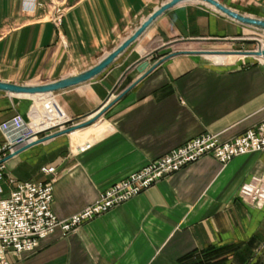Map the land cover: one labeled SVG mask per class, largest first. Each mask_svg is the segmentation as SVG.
<instances>
[{"label":"crops","instance_id":"0c3cea01","mask_svg":"<svg viewBox=\"0 0 264 264\" xmlns=\"http://www.w3.org/2000/svg\"><path fill=\"white\" fill-rule=\"evenodd\" d=\"M166 1L62 0L67 11L59 29L35 0H0V80L43 84L84 71ZM219 1L249 15L264 9V0ZM261 33L204 2H184L101 75L54 96L68 119L83 121L135 82L143 66L151 68L179 46L243 48ZM228 56L172 57L94 123L7 160V176L53 180V212L67 219L190 139L243 135L264 121V62ZM42 96L0 91V145L1 125L17 115L28 118ZM50 106L51 117L64 120ZM51 166L55 174L43 171ZM255 175L264 176V151L227 164L206 155L69 233L57 228L35 251L10 255L11 264H264V206L239 197Z\"/></svg>","mask_w":264,"mask_h":264},{"label":"built area","instance_id":"2783aa9c","mask_svg":"<svg viewBox=\"0 0 264 264\" xmlns=\"http://www.w3.org/2000/svg\"><path fill=\"white\" fill-rule=\"evenodd\" d=\"M35 4L46 8L48 19L60 29L67 11L62 0H35ZM257 42L259 48L255 50L264 49V39H258ZM254 57L264 60V55ZM42 97L44 98L40 104H34L30 109L28 118L17 115L1 125L5 142L0 145V264H11L10 255L35 251L41 240L57 228L69 233L206 155L214 156L227 164L235 157L264 151V121L254 129L230 140H222L218 134L203 133L102 191L98 200L82 211L67 219H59L52 209L53 180L21 181L7 176L5 158L9 154L41 137L37 136L38 133L70 120L54 94ZM52 103L63 113L64 120L58 121V118L51 117L54 113L50 106ZM43 171L55 174L56 168L43 167ZM239 197L251 205L264 206V176L255 175L243 183Z\"/></svg>","mask_w":264,"mask_h":264},{"label":"water","instance_id":"95a60500","mask_svg":"<svg viewBox=\"0 0 264 264\" xmlns=\"http://www.w3.org/2000/svg\"><path fill=\"white\" fill-rule=\"evenodd\" d=\"M188 1H199L204 2L212 7H214L217 11L229 17L230 19L237 21L238 23L256 29L262 33H264V18L249 15L239 10H236L219 0H168L160 5L157 9H155L141 24L139 27L135 29V31L129 35L120 45L114 48L110 53L105 55L97 64L94 66L69 75L67 77H63L61 79L43 83V84H20L13 83L8 81L0 80V91L6 92L9 94H14L18 96H35V95H46V94H54L58 91L65 90L67 88L77 86L88 81H91L101 75L107 68H109L114 61L122 55L125 51H127L130 46L135 43L154 23L155 21L166 11L175 7L178 4L188 2ZM212 53H238L243 54L245 57H254V56H262L264 55V49L261 50H236V51H223V50H179L172 52L159 61H157L151 68L146 69L143 66L141 70L143 74L131 85H129L126 89H124L120 94H118L113 100L106 101L103 106H101L98 110H96L88 119L79 121V120H68L62 125H57L46 131L40 132L37 136L44 134V136L39 137L29 143L19 147L13 153L9 154L5 160H9L14 156L22 153L30 147L41 144L48 140L57 138L62 135L70 134L80 128L88 126L95 121H97L102 115H104L114 104H116L119 100H121L128 92H130L137 84H139L145 77H147L150 73H152L160 64L165 61L175 57L177 55L182 54H190V55H205Z\"/></svg>","mask_w":264,"mask_h":264},{"label":"rangeland","instance_id":"374dc122","mask_svg":"<svg viewBox=\"0 0 264 264\" xmlns=\"http://www.w3.org/2000/svg\"><path fill=\"white\" fill-rule=\"evenodd\" d=\"M261 8V7H260ZM251 15H253V16H258V14L259 15H262V14H264V9H263V11H260V12H258V13H250ZM259 17H263V16H259ZM264 18V17H263ZM253 38H256L255 40L256 41H249V42H247L245 45H244V47L242 48V47H239V46H234V47H232V48H229V49H218V48H216V47H212V45H209V44H206V45H193V46H191V45H187V46H185V49H183V47L184 46H179V50H226V51H236V50H255V49H257V48H259L258 47V39H264V33H261L260 35H258V36H256V37H253ZM217 46V45H216ZM195 48V49H193V48ZM192 48V49H191ZM173 51H170V52H168V54H170V53H172ZM163 54H161V55H159V57L160 56H162ZM230 56V55H229ZM158 58V57H157ZM243 58V57H242ZM241 58V59H242ZM247 59V57L244 59V60H246ZM157 60V59H156ZM212 61V60H211ZM263 62H264V60H263ZM44 97H40L39 99H37V98H35L34 99V101H33V104H32V107H33V105L34 104H36V105H39L40 104V101H41V99H43ZM41 136H44V135H41Z\"/></svg>","mask_w":264,"mask_h":264},{"label":"bare ground","instance_id":"6f19581e","mask_svg":"<svg viewBox=\"0 0 264 264\" xmlns=\"http://www.w3.org/2000/svg\"><path fill=\"white\" fill-rule=\"evenodd\" d=\"M213 54L230 55L228 57L230 59H232V60H237V59H239L242 56L245 57L243 54H238V53H212V54H205V56H207V55H213ZM35 96H40V95H35Z\"/></svg>","mask_w":264,"mask_h":264}]
</instances>
